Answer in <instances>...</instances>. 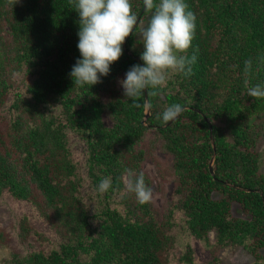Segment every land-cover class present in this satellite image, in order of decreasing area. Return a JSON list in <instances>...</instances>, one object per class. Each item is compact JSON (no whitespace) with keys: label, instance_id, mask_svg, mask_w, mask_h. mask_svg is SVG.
I'll list each match as a JSON object with an SVG mask.
<instances>
[{"label":"trees","instance_id":"1","mask_svg":"<svg viewBox=\"0 0 264 264\" xmlns=\"http://www.w3.org/2000/svg\"><path fill=\"white\" fill-rule=\"evenodd\" d=\"M131 3L139 21L149 23L143 0ZM184 3L196 15L187 51L197 58L193 74L172 75L156 95L146 91L135 108L115 81L143 66L138 25L110 74L79 87L69 75L82 58L74 3L19 0L10 7L0 0V193L27 202L30 217H41L51 238L39 244L45 250L14 255L13 264H193L189 243L177 262L170 260L171 233L179 243L180 226L200 243L213 232L218 247L243 248L252 264H264V174L255 151L264 98L250 97L244 83L264 85V0ZM248 59L252 69L245 77ZM145 99L149 127L142 122ZM177 103L188 109L167 125L159 117ZM105 112L115 119L111 128L102 125ZM217 119H224V129L215 127ZM152 127L174 156L178 182L162 223L126 187V169L142 172V142ZM104 177L112 186L101 194ZM222 261L214 257L206 264Z\"/></svg>","mask_w":264,"mask_h":264},{"label":"clouds","instance_id":"2","mask_svg":"<svg viewBox=\"0 0 264 264\" xmlns=\"http://www.w3.org/2000/svg\"><path fill=\"white\" fill-rule=\"evenodd\" d=\"M19 0H7L14 7ZM79 14L80 30L78 50L81 59L73 65L70 77L74 85L84 87L101 83V77L110 74V67L123 54L126 38L133 34L138 17L133 11L131 0H70ZM146 11L151 13L147 27L141 28L143 52L140 59L143 66L136 64L126 72V78L119 81L126 100L135 108L145 92L156 95L172 75L191 76L196 55H187L195 38L196 15L188 10L184 0H143ZM244 74L251 73L252 60L244 62ZM245 88L250 97L264 98V85L256 84ZM151 90V91H149ZM183 111L180 104L165 108L159 118L164 123L174 121ZM126 187L136 195L140 204L150 203L152 190L145 183L143 172L126 169ZM112 186L111 177H104L97 188L101 194Z\"/></svg>","mask_w":264,"mask_h":264},{"label":"rangeland","instance_id":"3","mask_svg":"<svg viewBox=\"0 0 264 264\" xmlns=\"http://www.w3.org/2000/svg\"><path fill=\"white\" fill-rule=\"evenodd\" d=\"M137 25V36L142 37L141 28L147 27L148 21H139ZM124 78H126V74L121 72L115 81V88L121 93H123V89L119 81ZM157 105L161 106V103L157 101ZM184 109H188V107H184ZM148 112L147 120L151 116L149 103ZM101 122L104 127L111 128L115 119L105 112L101 117ZM145 124L148 125V123ZM213 124L219 129H224L226 126L224 119L214 120ZM153 129L156 128L152 127L151 131L149 130L144 136L142 149L146 154L140 167L141 171L148 177L149 188L152 190V199L149 203L150 212L157 222L162 223L166 218V213L170 210L171 200L175 189L178 187V182L173 173L174 156L163 150V140ZM255 151H257L260 163L259 170L264 174V128L256 142ZM233 214L235 215V211ZM32 215L27 202L17 201L7 192L0 193V264H13L14 255H22L30 249H42L44 245L38 247L39 244H48L51 240L41 225L44 222L41 217H39L40 221L36 222L34 217H30ZM23 218H25L24 224L21 222ZM23 228L25 229L22 230ZM181 229H183L182 226L176 229L179 243L174 233H171L174 241L170 251L172 262H177L178 258L184 254L183 244L186 243L191 245L193 264H206L214 257L221 258L225 264H252L254 261V258L243 248L218 247L213 232L209 236L208 243H200L195 239L186 237V232H182ZM49 235L53 239L54 233L51 232ZM262 256L264 257V252Z\"/></svg>","mask_w":264,"mask_h":264},{"label":"water","instance_id":"4","mask_svg":"<svg viewBox=\"0 0 264 264\" xmlns=\"http://www.w3.org/2000/svg\"><path fill=\"white\" fill-rule=\"evenodd\" d=\"M145 10V6L143 5V9H142V12ZM138 21H139V18H138ZM145 98H146V95H145ZM148 101L145 99V106H144V117H143V124H145V121L147 120L146 118L149 116L148 114ZM173 121H169L167 123V125H170ZM146 125V124H145ZM210 132V136H209V139H210V145H211V148L212 150L214 151L215 147H214V143H213V140H212V137H211V129L209 130ZM214 159H215V153H213L209 163H208V170H209V173L210 174H213V163H214ZM230 186V185H229Z\"/></svg>","mask_w":264,"mask_h":264}]
</instances>
